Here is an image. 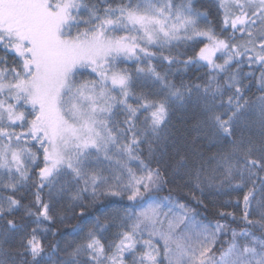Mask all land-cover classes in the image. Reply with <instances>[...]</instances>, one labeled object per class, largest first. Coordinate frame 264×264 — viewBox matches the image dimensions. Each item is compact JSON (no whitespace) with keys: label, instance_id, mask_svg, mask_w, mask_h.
<instances>
[{"label":"snow or ice","instance_id":"obj_1","mask_svg":"<svg viewBox=\"0 0 264 264\" xmlns=\"http://www.w3.org/2000/svg\"><path fill=\"white\" fill-rule=\"evenodd\" d=\"M213 6L0 0V264H264V0ZM65 197L107 211L52 243Z\"/></svg>","mask_w":264,"mask_h":264},{"label":"trees","instance_id":"obj_2","mask_svg":"<svg viewBox=\"0 0 264 264\" xmlns=\"http://www.w3.org/2000/svg\"><path fill=\"white\" fill-rule=\"evenodd\" d=\"M90 2L94 3V2H96V0H90ZM197 7H200L202 10L211 11L212 15L209 17V19L210 20L215 19V8L213 6V0H197ZM180 50L184 51L185 49L183 48V46H181ZM154 63H156V62L154 61ZM122 66L128 67L129 70L132 71L133 73L135 71V63L134 62H126ZM193 71H197V70L193 69L189 73L182 74V75L184 76L185 79H187L189 76L192 75ZM203 71H205V70L200 69V70H198L197 74H200ZM244 71L247 72L248 69L245 68ZM177 78L179 79V77H177ZM258 94L259 93L256 91V88L253 86L249 95H258ZM174 123H175V121H174ZM203 147L206 148V145H203ZM193 184H194V181H193ZM202 187H204V186L202 185ZM33 191H34V189H33ZM17 195H18V197L23 196L25 203H28L29 200L31 199V193L30 192L25 191L22 193H18ZM160 195L161 196L168 195V192L167 191L162 192V193H160ZM172 195L174 197H176L180 203H185L189 207L195 208L200 213V215L197 216V219L203 220L205 223H208L209 221H211L212 223H215L216 220L220 219V217H218L216 215V209L217 208L222 207V208H224L225 211H235L232 204H226L225 202L231 200L234 204L235 200H236V194H232L231 196H229L227 194L216 193L215 191H213L212 194L209 195V190L206 187H205L204 193L201 194L199 189H197L195 187H188V188H184L179 193L173 192ZM194 197L204 200L205 204L208 205L207 210H205V208L202 205H197L196 199H194ZM45 198H46V194H45ZM56 207H57V209L65 210L68 218L64 223H61L60 220L57 219L53 224L48 225V227H50L54 232L57 233L56 237H53L51 234L48 235L47 240L49 242H52V243H55L56 239H60L61 234H62L61 243H63L64 240H77V241H79L83 237L84 232L87 231V224L91 223L97 216H102L104 211H107V209H105L102 204H97L95 207L87 208L84 217H81L79 215V212H80L79 208L75 209L76 214L73 215L72 210L68 207V200L66 197L64 199L60 200L57 203ZM20 215H21V213L16 214L17 219L20 218ZM220 222L221 223H228V224H230V227H233V228L238 227V222L232 223L231 218L220 219ZM77 225L82 226L84 228V232H80L79 234L74 232L73 229ZM116 230L117 229H115L114 227L110 228L109 231H107L105 233L106 239H110ZM228 238H229V236H223L222 240H227Z\"/></svg>","mask_w":264,"mask_h":264},{"label":"rangeland","instance_id":"obj_3","mask_svg":"<svg viewBox=\"0 0 264 264\" xmlns=\"http://www.w3.org/2000/svg\"><path fill=\"white\" fill-rule=\"evenodd\" d=\"M177 212L179 213V211L177 210Z\"/></svg>","mask_w":264,"mask_h":264}]
</instances>
